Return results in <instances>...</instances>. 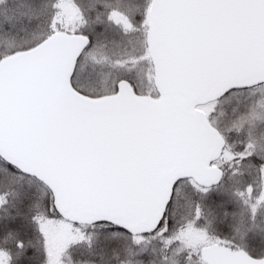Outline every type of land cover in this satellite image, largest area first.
Segmentation results:
<instances>
[{
	"label": "snow or ice",
	"instance_id": "6c2138e0",
	"mask_svg": "<svg viewBox=\"0 0 264 264\" xmlns=\"http://www.w3.org/2000/svg\"><path fill=\"white\" fill-rule=\"evenodd\" d=\"M0 264H264V0H0Z\"/></svg>",
	"mask_w": 264,
	"mask_h": 264
}]
</instances>
